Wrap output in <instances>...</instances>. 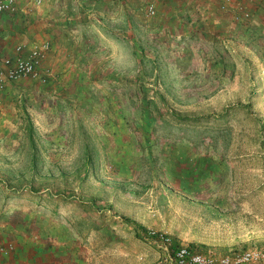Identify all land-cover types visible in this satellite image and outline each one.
<instances>
[{
    "label": "rangeland",
    "instance_id": "obj_1",
    "mask_svg": "<svg viewBox=\"0 0 264 264\" xmlns=\"http://www.w3.org/2000/svg\"><path fill=\"white\" fill-rule=\"evenodd\" d=\"M252 8L226 44L179 39L153 76L83 96L76 118L51 102L1 128L10 256L169 264L149 231L216 255L264 247V4Z\"/></svg>",
    "mask_w": 264,
    "mask_h": 264
},
{
    "label": "crops",
    "instance_id": "obj_2",
    "mask_svg": "<svg viewBox=\"0 0 264 264\" xmlns=\"http://www.w3.org/2000/svg\"><path fill=\"white\" fill-rule=\"evenodd\" d=\"M147 1L16 0L13 12L0 15V66L4 57L16 55L18 46L21 55L44 44L48 50L38 64V79L25 77L0 89V130L12 126V119L26 110L51 112V102L58 103L62 117L73 106L69 115L76 118L83 96L113 88L122 93L134 69L140 78L153 76L158 56L170 53L179 39L229 42L234 36L230 24H238L231 17L237 2L250 12L264 4V0H152L156 14L148 18L143 11ZM198 45L202 42L196 41ZM146 62L151 63V75ZM37 254L27 263L39 264ZM21 257V251L16 252L0 264H19Z\"/></svg>",
    "mask_w": 264,
    "mask_h": 264
},
{
    "label": "built area",
    "instance_id": "obj_3",
    "mask_svg": "<svg viewBox=\"0 0 264 264\" xmlns=\"http://www.w3.org/2000/svg\"><path fill=\"white\" fill-rule=\"evenodd\" d=\"M40 3L42 0H34ZM99 2L101 0H94ZM16 0H0V15L13 12ZM221 10L226 11L227 6L221 4ZM231 17L234 22H247L251 19V12L239 1L234 5ZM145 16L150 18L156 14L154 1H147L143 6ZM21 47H16V55L6 56L2 59L0 66V89H3L7 82H15L22 78H39L38 64L45 56L48 46L46 44L36 46L26 55L20 54ZM148 237L160 243L166 250L169 264H264V247H251L243 250H230L226 254L216 255L213 253H203L193 249L189 245L178 243L174 249L173 239L163 233L149 231ZM15 250L14 243L0 241V262L12 255Z\"/></svg>",
    "mask_w": 264,
    "mask_h": 264
},
{
    "label": "trees",
    "instance_id": "obj_4",
    "mask_svg": "<svg viewBox=\"0 0 264 264\" xmlns=\"http://www.w3.org/2000/svg\"><path fill=\"white\" fill-rule=\"evenodd\" d=\"M147 234H149V232H147ZM178 245L177 242H174L173 245H172V248L174 249V247H176Z\"/></svg>",
    "mask_w": 264,
    "mask_h": 264
}]
</instances>
